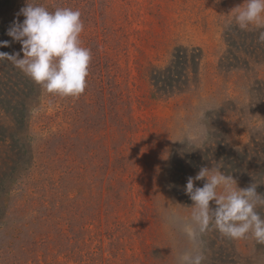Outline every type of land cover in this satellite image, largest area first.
Instances as JSON below:
<instances>
[{
	"label": "rangeland",
	"instance_id": "obj_1",
	"mask_svg": "<svg viewBox=\"0 0 264 264\" xmlns=\"http://www.w3.org/2000/svg\"><path fill=\"white\" fill-rule=\"evenodd\" d=\"M26 3L79 10L81 46L92 58L79 97L49 94L0 62V98L1 84L17 73L24 97L12 98L26 104L27 116L15 131L1 100L0 264H178L192 244L165 213L188 217L192 203L172 188L177 167L192 177V159L216 142L254 146L255 164L264 159V63L219 66L224 27L245 0H0V41L10 42L0 52H20L5 33L23 21L17 14ZM180 45L201 48L199 71L187 85L160 91L151 75ZM204 106L213 108L200 121L207 142L176 141ZM10 159H24L12 184ZM232 177L239 188L251 185ZM259 179L264 195V171ZM202 241L203 264H264V244L251 236L231 240L210 228Z\"/></svg>",
	"mask_w": 264,
	"mask_h": 264
},
{
	"label": "clouds",
	"instance_id": "obj_2",
	"mask_svg": "<svg viewBox=\"0 0 264 264\" xmlns=\"http://www.w3.org/2000/svg\"><path fill=\"white\" fill-rule=\"evenodd\" d=\"M17 15H22L23 21L14 19L5 34L12 42L20 43V52H0V62H11L49 94L79 97L86 88L92 58L91 50L81 46L80 34L84 29L81 12L68 7L49 11L26 3ZM232 22L241 30L250 26L264 28V0H245L243 7H234L229 24ZM259 40L264 43V32ZM9 46V41H0V48ZM209 109L213 108L198 109L192 122L180 129L176 141L187 139L193 145L199 142L203 146L208 133L200 121ZM201 180L203 186H195L194 182ZM256 187L255 183L247 188L237 187L232 175L219 171V166L201 167L194 177H189L184 191L192 201L190 215L165 213L167 223H181V230L192 244L191 250L179 256L178 264H203L202 236L210 228L231 240L251 236L256 243L264 244V217L257 211L264 208V195L258 194Z\"/></svg>",
	"mask_w": 264,
	"mask_h": 264
},
{
	"label": "trees",
	"instance_id": "obj_3",
	"mask_svg": "<svg viewBox=\"0 0 264 264\" xmlns=\"http://www.w3.org/2000/svg\"><path fill=\"white\" fill-rule=\"evenodd\" d=\"M262 32H264V28L250 26L248 30H241L234 22L231 24L228 23L223 30L225 50L219 58V66L228 68L248 66L250 63L256 62L264 63V43L259 40ZM202 59L203 52L200 47L183 45L177 46L173 50L168 64L165 65L164 68L154 69L151 75V81L160 91H169V89L181 88V86L187 85L194 79V76L199 71ZM16 77L19 79L17 73H12L7 76V79H9L6 80L5 83L1 84L4 87L5 94L0 98V103L1 100L7 102L6 106L1 107H5V110L11 112L10 115L13 116L12 121L16 125L15 131L24 127L27 123L26 104L18 101L19 98L24 97V93L22 96H19L17 93L19 90L17 88L19 81L16 80ZM12 97H15L18 100L13 101ZM7 106L11 107L9 108ZM255 142L256 139H253V143ZM263 153L264 151L261 155H263ZM253 154H257L254 146L248 145L244 148H232L230 146H220V143L216 142L212 147H208L206 149L205 155H200L197 159H192L191 164L196 163V165H191L190 170L188 168L187 169L188 171L192 170L191 172L194 175L190 174L194 177L198 173V169H200L202 162H211L219 166L220 170L224 174L239 175L244 177V180L248 181L250 184H252V182L259 184L260 175L264 171V159H259L258 165H256ZM185 161L186 159L180 162ZM180 162L178 161V163ZM244 165H247V167H243ZM22 166H24V159H10V163L7 165V168L10 171V184H12L14 178L16 177V173L19 172ZM179 166L173 173L174 177H172L171 180L172 188L179 199L183 203L189 205L192 201L184 191V187L187 183V180L183 177L184 171L182 168H184V164L181 165L183 166L181 168H179ZM254 170L257 171L258 175L253 173L248 174V171ZM194 183L195 186L202 187L204 181H195ZM259 186L257 189H262Z\"/></svg>",
	"mask_w": 264,
	"mask_h": 264
}]
</instances>
